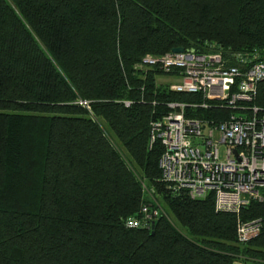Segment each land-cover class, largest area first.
<instances>
[{"label":"trees","instance_id":"1","mask_svg":"<svg viewBox=\"0 0 264 264\" xmlns=\"http://www.w3.org/2000/svg\"><path fill=\"white\" fill-rule=\"evenodd\" d=\"M174 48L264 59V0H0V264H264V227L236 239L264 225V196L215 212L160 180L150 122L202 97L138 65ZM247 105L264 111V81ZM156 200L152 229L125 227Z\"/></svg>","mask_w":264,"mask_h":264},{"label":"built area","instance_id":"2","mask_svg":"<svg viewBox=\"0 0 264 264\" xmlns=\"http://www.w3.org/2000/svg\"><path fill=\"white\" fill-rule=\"evenodd\" d=\"M232 58L230 63L219 52L171 51L159 57L146 56L138 67H156L175 78L168 84L171 91L202 97L196 105L169 102L167 113L150 122L148 147L155 142L162 146L160 180L191 199L212 193L215 212L237 214L264 196V111L247 105L264 81V59L254 60L246 54ZM76 103L89 109L87 101ZM123 105L129 107L130 102L123 101ZM211 105L232 112L220 122L185 115L186 107ZM160 210L155 203L144 205L137 218L125 221V227L148 229ZM263 227L259 220L239 221L237 242L245 244L256 238Z\"/></svg>","mask_w":264,"mask_h":264},{"label":"rangeland","instance_id":"3","mask_svg":"<svg viewBox=\"0 0 264 264\" xmlns=\"http://www.w3.org/2000/svg\"><path fill=\"white\" fill-rule=\"evenodd\" d=\"M174 81H175V78H173L171 76H165V75L160 76L157 79V83H160V84H170ZM220 158H223V148H221V150H220ZM156 201L158 202V200H156ZM158 204H159V207H162L161 206L162 204L160 202H158ZM163 212L168 215V213L165 210Z\"/></svg>","mask_w":264,"mask_h":264},{"label":"crops","instance_id":"4","mask_svg":"<svg viewBox=\"0 0 264 264\" xmlns=\"http://www.w3.org/2000/svg\"><path fill=\"white\" fill-rule=\"evenodd\" d=\"M233 264H256L254 261H235Z\"/></svg>","mask_w":264,"mask_h":264},{"label":"water","instance_id":"5","mask_svg":"<svg viewBox=\"0 0 264 264\" xmlns=\"http://www.w3.org/2000/svg\"><path fill=\"white\" fill-rule=\"evenodd\" d=\"M184 50H183V48H174V49H172V52L173 53H181V52H183ZM153 227H151V229H152Z\"/></svg>","mask_w":264,"mask_h":264},{"label":"bare ground","instance_id":"6","mask_svg":"<svg viewBox=\"0 0 264 264\" xmlns=\"http://www.w3.org/2000/svg\"><path fill=\"white\" fill-rule=\"evenodd\" d=\"M203 109V108H202ZM149 229V228H148Z\"/></svg>","mask_w":264,"mask_h":264}]
</instances>
